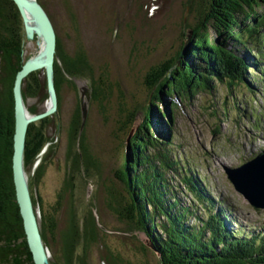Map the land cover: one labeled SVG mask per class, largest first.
I'll return each mask as SVG.
<instances>
[{"label":"trees","instance_id":"1","mask_svg":"<svg viewBox=\"0 0 264 264\" xmlns=\"http://www.w3.org/2000/svg\"><path fill=\"white\" fill-rule=\"evenodd\" d=\"M38 2L51 19L46 1ZM186 2L188 10L194 9L198 19L195 17L196 20L188 21L185 15L181 18L178 48L167 53L147 71L145 84L149 101L141 109L143 116L130 134L128 145L125 139V153L115 170V177L124 190L119 195L117 212L137 233L146 235L151 245L139 238V250L152 254L158 264H264V231H240L227 227L226 224L229 226L231 221H237L228 207L218 206L216 209V203L222 204V201H215L200 186H205L201 179L180 165L171 149L170 128L171 121L176 118L177 103H189L200 91L211 92L214 81L226 80L229 85L245 82L249 86L248 92L253 91L247 69L251 66L256 70L264 68V53L256 46V41L264 38L258 36L264 30V10L260 9H264V0ZM25 39L16 4L13 0H0V264H35L27 244L11 168L13 84L17 71L30 56L24 54ZM232 41L239 44L245 54L238 55L231 49L229 43ZM74 77L90 81L88 110L92 101L101 102L106 98L104 79L94 74L85 52L82 49L65 52L56 34L53 80L57 110L28 123L23 150L28 188L46 246V225L44 219L37 215L39 196L35 194L33 184L43 172L42 160L55 146L56 138L51 140L46 133L47 127L52 125L57 134L62 130L59 120H53L62 107L61 87L65 84L77 92ZM259 83L261 85L263 80L260 79ZM21 93L29 113H38L46 108L48 92L44 69L31 71L22 79ZM162 104L165 105L163 108ZM256 104L258 109L249 110V118L255 126L264 117L262 105ZM135 112L128 115L125 135L131 131ZM81 120L77 99L65 128V157L69 162L70 180L74 171H86L97 165L86 140L88 111L82 125ZM215 128L218 129L217 126ZM173 179L177 182H172ZM67 185L70 187L72 182H67ZM185 192L190 195L191 203L181 197ZM75 217V213L71 215L69 226L62 234L63 246L59 254L54 259L48 256L50 264H93L90 249L100 234L96 214L89 209L80 221ZM191 217L197 223L191 222ZM53 226L54 222L50 221V229ZM78 244L81 250L76 252ZM103 260L107 264H116L120 258L111 252L106 253Z\"/></svg>","mask_w":264,"mask_h":264},{"label":"rangeland","instance_id":"2","mask_svg":"<svg viewBox=\"0 0 264 264\" xmlns=\"http://www.w3.org/2000/svg\"><path fill=\"white\" fill-rule=\"evenodd\" d=\"M45 1L63 50L72 53L82 49L94 74L104 79L106 90V98L92 101L88 110L86 140L97 160L96 167L74 171L69 179L65 128L78 99L71 87L62 85V107L53 117L54 121L59 120L62 130L57 134L52 125L47 127L51 140L56 138L55 146L42 160L43 172L33 187L39 196L37 215L46 225L49 257L54 259L59 254L71 215L75 213V219L80 221L92 209L100 228L98 240L90 249L93 264H107L103 256L111 252L120 258L116 264H158L152 254L139 250V238L145 239L146 235L137 233L118 215L119 195L124 190L115 170L125 153L128 115L136 110L130 127L135 130L143 116L141 109L149 101L147 71L178 48L181 18L185 15L186 20L194 21L197 14L194 9L188 10L187 0ZM258 36L264 37V30ZM263 39L256 41V46L264 53ZM233 42L229 43L231 49L238 55L245 54ZM38 49L37 39H25V55L33 56ZM247 72L254 87H250L251 92L245 82L229 85L226 80L214 81L211 92L200 91L189 103H177L176 118L170 127L171 149L180 165L201 179L205 192L215 201H222L216 203V209L221 205L230 207L237 222L231 221L228 228L264 231V207L252 205L235 189L224 170L225 166L234 168L261 151L264 154V117L257 126L249 118V110L258 109L257 102L264 109V68L256 70L251 66ZM256 77L263 80L261 85ZM77 78L74 82L84 84ZM67 182L72 185L69 187ZM181 197L191 203L187 192ZM189 219L197 223L193 217ZM50 221L54 222L52 229ZM80 250L78 244L76 252Z\"/></svg>","mask_w":264,"mask_h":264},{"label":"water","instance_id":"3","mask_svg":"<svg viewBox=\"0 0 264 264\" xmlns=\"http://www.w3.org/2000/svg\"><path fill=\"white\" fill-rule=\"evenodd\" d=\"M13 1L22 19L25 38L27 40L33 38L37 39L39 49L33 56L25 59L14 79V132L11 157L12 177L27 244L31 251L33 261L35 264H50L48 260V248L44 245L40 234L36 212L33 208L28 188L27 176L23 167V150L28 123L50 115L57 110V93L53 80V63L56 55V32L50 17L38 0ZM36 69H44L48 98L46 108L41 112L32 114L28 112L24 104L21 93V82L27 74ZM82 81L84 84L76 82L82 118L81 125L84 123L87 115L91 91L90 81L88 79ZM133 130L134 129H131L126 137L127 145ZM262 156H264V154L257 155L234 168L228 166L224 168L228 179L233 183L235 189L241 192L255 207H264L263 196L262 198L258 197L262 195L256 186L259 185V180L256 179L257 184L254 182V176H256L257 171L252 170L251 167L244 172V168H248L251 164L255 166L258 164L257 162L261 160ZM144 238V242L151 245L149 239L145 236Z\"/></svg>","mask_w":264,"mask_h":264},{"label":"bare ground","instance_id":"4","mask_svg":"<svg viewBox=\"0 0 264 264\" xmlns=\"http://www.w3.org/2000/svg\"><path fill=\"white\" fill-rule=\"evenodd\" d=\"M257 163L258 164H256L255 166H254V164H251V165L248 166V168H244L245 169L244 172L246 170H249L251 167H252V170H256L257 171L256 176H254V182L257 184L256 179L259 180V182H258L259 185H256V186L258 187V189L260 190V191L259 190L258 191L262 195H260L258 197L262 198V196H263V198H264V164H262V163H264V156H262L261 160L258 161Z\"/></svg>","mask_w":264,"mask_h":264}]
</instances>
